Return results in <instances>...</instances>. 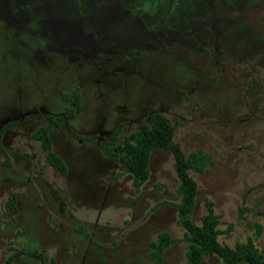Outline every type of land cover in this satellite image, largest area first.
Segmentation results:
<instances>
[{
	"label": "rangeland",
	"instance_id": "374dc122",
	"mask_svg": "<svg viewBox=\"0 0 264 264\" xmlns=\"http://www.w3.org/2000/svg\"><path fill=\"white\" fill-rule=\"evenodd\" d=\"M154 111L176 120L185 155L211 157L188 171L191 220L209 199L218 242L250 239L264 255V0H0V128L60 116L48 137L67 169L32 137L45 118L0 132V264L13 250L25 253L9 264H187L180 241L148 256L159 232L182 235L171 153L151 151L135 191L98 145Z\"/></svg>",
	"mask_w": 264,
	"mask_h": 264
},
{
	"label": "trees",
	"instance_id": "16d2710c",
	"mask_svg": "<svg viewBox=\"0 0 264 264\" xmlns=\"http://www.w3.org/2000/svg\"><path fill=\"white\" fill-rule=\"evenodd\" d=\"M71 97L77 98V94L72 93ZM70 101L71 103L74 102L73 99H70ZM35 118H45L47 120L46 124L38 126L32 133L33 139L39 143L40 150L44 154L45 163L53 170L64 175L67 170L66 166L51 149V142L48 137L52 125L57 124L61 119L60 116L52 117L50 114L37 113L20 122L5 123L0 128V132L6 127L24 124ZM176 124V120L171 121L169 117L154 111L148 113L144 121L139 123L134 131L128 133L120 144L112 147L110 144L98 142L102 152L121 165L122 171L118 174L128 173L131 175L132 186L135 191H139L148 177V159L151 151L162 149L171 153L173 167L178 178L176 191L179 196V200L173 203V206L176 210L177 223L182 229V235L174 238L166 231L159 232L156 238L148 243L150 248L149 258L160 263L163 250L180 241L185 243L184 256L187 264H202V259L207 255H216L220 260L219 264H264V255L260 253L250 239L242 243H236L233 247L218 242L217 237L221 234V231L217 228L220 215L214 212L211 200L206 199L204 201L205 212L200 217L199 224L191 220L197 183L188 171L194 169L198 173H202L212 161L211 157L203 153L200 148L187 155L182 152L179 144L172 140ZM117 130L118 127L115 129L114 135H116ZM69 133L74 135L71 131ZM229 230L230 224L223 232L226 233ZM24 253L21 250H13L5 263L9 264L13 257ZM28 255L39 259L43 263L42 251L33 250ZM50 264H53L52 260H50Z\"/></svg>",
	"mask_w": 264,
	"mask_h": 264
},
{
	"label": "flooded vegetation",
	"instance_id": "af4514ba",
	"mask_svg": "<svg viewBox=\"0 0 264 264\" xmlns=\"http://www.w3.org/2000/svg\"><path fill=\"white\" fill-rule=\"evenodd\" d=\"M9 12V11H8ZM54 12V11H53ZM11 14V13H10Z\"/></svg>",
	"mask_w": 264,
	"mask_h": 264
}]
</instances>
